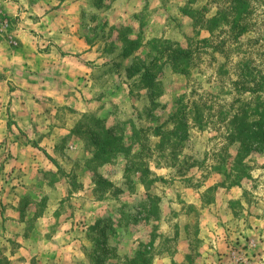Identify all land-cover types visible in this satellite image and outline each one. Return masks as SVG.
Listing matches in <instances>:
<instances>
[{
  "label": "rangeland",
  "instance_id": "obj_1",
  "mask_svg": "<svg viewBox=\"0 0 264 264\" xmlns=\"http://www.w3.org/2000/svg\"><path fill=\"white\" fill-rule=\"evenodd\" d=\"M241 1L0 0L43 78L5 106L0 264H264V148L228 137L264 74V0Z\"/></svg>",
  "mask_w": 264,
  "mask_h": 264
},
{
  "label": "trees",
  "instance_id": "obj_2",
  "mask_svg": "<svg viewBox=\"0 0 264 264\" xmlns=\"http://www.w3.org/2000/svg\"><path fill=\"white\" fill-rule=\"evenodd\" d=\"M236 0H234L235 2ZM244 1L237 0L236 3L231 5L232 13L238 18L241 17L243 13ZM241 6V7H240ZM195 10L192 11L191 18ZM221 15V10H217L214 17L206 20V22L213 20L216 21ZM196 16V15H195ZM196 18L193 17V20ZM245 29H241L242 33ZM210 31V30H209ZM176 52V53H175ZM172 59H181L183 62L188 63L191 61L190 53H184L181 51H172ZM256 82H255V92L257 93L256 101L241 100L240 103L243 108H239L230 119L229 125L231 124V132L229 131L228 137L230 140L237 142L239 144L237 153L234 158V162H243V157H245L250 149L254 147L261 146L264 148V95L261 91L264 90V74L260 71L257 72ZM152 73L149 68H146L140 79V83H145L144 87L153 86L154 82L152 80ZM149 84H146L148 83ZM183 124V123H182ZM168 134V133H167ZM165 135V134H164ZM164 135L162 137H164Z\"/></svg>",
  "mask_w": 264,
  "mask_h": 264
},
{
  "label": "crops",
  "instance_id": "obj_3",
  "mask_svg": "<svg viewBox=\"0 0 264 264\" xmlns=\"http://www.w3.org/2000/svg\"><path fill=\"white\" fill-rule=\"evenodd\" d=\"M0 32V129L4 128V125H6V113H5V106L6 104H13L15 101V96L12 97V92L10 89V85L12 82L18 84L17 80L19 79L20 75L21 78L23 75L26 77H23L24 81L29 82L31 78H36V79H43L41 72L33 74L30 72L26 73L25 70L19 69V67H22L23 62L26 61V56L18 58L17 52H18V46L17 43L16 45H12V39L13 37H16V33L14 32L13 28L11 27H5L1 29ZM39 57L42 59L45 58V55H42L41 53H38ZM33 56V61H40L41 58H38V56H34V53L31 55ZM24 67V66H23ZM20 73V74H19ZM23 74V75H22ZM33 75V77H32ZM25 83V82H23ZM7 86V89L4 91V87ZM40 86H42L40 84ZM57 101L56 98H53V102ZM19 105L24 107V103L27 106V99H25L24 103L22 100L17 101ZM21 118L24 120H29L30 119V114L28 113V110H25L23 113L22 111L20 112ZM32 115V114H31ZM26 123V122H25ZM31 133V131H28L27 134ZM181 261V260H179Z\"/></svg>",
  "mask_w": 264,
  "mask_h": 264
}]
</instances>
